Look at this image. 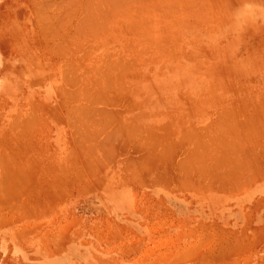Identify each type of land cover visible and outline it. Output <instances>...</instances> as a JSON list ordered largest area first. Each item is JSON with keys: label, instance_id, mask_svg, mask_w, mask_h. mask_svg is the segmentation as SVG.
I'll return each instance as SVG.
<instances>
[{"label": "rangeland", "instance_id": "374dc122", "mask_svg": "<svg viewBox=\"0 0 264 264\" xmlns=\"http://www.w3.org/2000/svg\"><path fill=\"white\" fill-rule=\"evenodd\" d=\"M263 128L264 0H0V264H264Z\"/></svg>", "mask_w": 264, "mask_h": 264}, {"label": "bare ground", "instance_id": "6f19581e", "mask_svg": "<svg viewBox=\"0 0 264 264\" xmlns=\"http://www.w3.org/2000/svg\"><path fill=\"white\" fill-rule=\"evenodd\" d=\"M76 1H77V0H76ZM115 1H116V0H115ZM119 1H120V0H119ZM103 2H104V1H103ZM106 3H107V2H106ZM79 4H80V3H79ZM94 6H95V5H94ZM126 6H127V5H126ZM123 8H124V7H123ZM125 10H126V9H125ZM130 10H132V8H131ZM114 12H115V11H114ZM121 15H122V13H121ZM109 16H110V15H109ZM112 16H113V15H112ZM124 16H128V14H126V15H124ZM111 18H114V17H111ZM120 20H121V19H120ZM109 23H110V22H109ZM115 23H116V22H115ZM263 131H264V128H263ZM263 131H262L261 133H263ZM263 134H264V133H263ZM113 135H115V134H113ZM250 138H252V137H250ZM251 140H252V139H251ZM263 141H264V140H263ZM248 142H250V141H248ZM92 143H93V142H92ZM98 145H99V144H98ZM251 145H252V144H251ZM251 145H250V146H251ZM252 146H253V145H252ZM91 147H93V145H92ZM246 149H248V148H246ZM248 150H250V149H248ZM250 151H251V150H250ZM250 151H249V152H250ZM263 152H264V151H263ZM243 153H244V152H243ZM243 153H242V155H243ZM253 153H254V152H253ZM105 154H107V153H105ZM247 154L249 155L250 153H248V151H247ZM248 155H247V156H244V157H246V159H248V158H247ZM252 155H253V154H252ZM104 156H105V155H104ZM261 156H262V155H261ZM242 157H243V156H241V158H242ZM244 157H243V158H244ZM252 157H253V156H252ZM252 157H249V158L252 159ZM103 158H104V157H103ZM243 158H242V159H243ZM254 158H256V157H254ZM217 159H218V158H217ZM244 159H245V158H244ZM244 159H243V160H244ZM251 159L249 160L250 162L252 161ZM256 159H257V158H256ZM209 161H211V159H210ZM244 161H246V160H244ZM249 161H247V162L249 163ZM194 162H195V161H194ZM252 162H253V161H252ZM258 162H260V161H258V160L256 161V163H257V164L255 165L256 167H257V166L259 167L260 164H261V163L259 164ZM261 162H262V160H261ZM192 163H193V162H192ZM243 163H244V162H243ZM246 164H247V163H246ZM249 164H251V163H249ZM258 164H259V165H258ZM189 165H191V164H189ZM261 165H262V164H261ZM203 167H204V166H203ZM205 167H206V166H205ZM207 167H208V166H207ZM248 167H249V166H248ZM251 168H252V165H251ZM192 169H193V168H192ZM209 169H210V168H209ZM244 169H245V168H244ZM244 169H242V171H243ZM254 169H255V168H254ZM199 170H200V169H199ZM246 170H247V169H246ZM251 170H252V169H250V171H251ZM188 171H189V170H188ZM196 171H197V170H196ZM208 171H210V170H208ZM208 171H205V172H208ZM189 172H191V171H189ZM203 172H204V171H203ZM205 172H204V173H205ZM211 172H212V171H211ZM211 172H210V173H211ZM250 173H251V172H250ZM208 175H209V174H208ZM214 175L216 176V174H214ZM249 175H250V174H249ZM212 176H213V175H212ZM218 177H219V175H218ZM248 178H249V177H248ZM222 179H223V178H222ZM201 180H203V179H201ZM225 180H226V179H225ZM207 182H208V181H207ZM210 183H212V182H210ZM204 187H205V186H204ZM208 187H209V185H208ZM196 188H197V187H196ZM197 189H198V188H197ZM195 192H196V191H195Z\"/></svg>", "mask_w": 264, "mask_h": 264}]
</instances>
